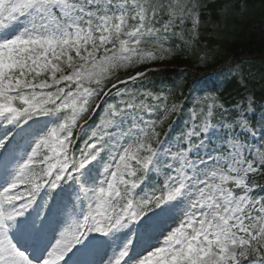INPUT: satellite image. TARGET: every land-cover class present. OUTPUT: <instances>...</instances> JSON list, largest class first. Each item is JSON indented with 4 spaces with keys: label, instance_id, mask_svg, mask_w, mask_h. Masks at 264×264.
<instances>
[{
    "label": "snow or ice",
    "instance_id": "obj_1",
    "mask_svg": "<svg viewBox=\"0 0 264 264\" xmlns=\"http://www.w3.org/2000/svg\"><path fill=\"white\" fill-rule=\"evenodd\" d=\"M198 9L0 0V169L14 170L0 184V264H82L89 233L121 230L101 264H264V115L253 123L252 97L197 96L187 130L172 141L170 125L161 140L183 105L149 88L148 71H127L171 54L173 38L191 44ZM69 181L71 223L33 258L23 234L41 238L44 221L25 214Z\"/></svg>",
    "mask_w": 264,
    "mask_h": 264
},
{
    "label": "trees",
    "instance_id": "obj_2",
    "mask_svg": "<svg viewBox=\"0 0 264 264\" xmlns=\"http://www.w3.org/2000/svg\"><path fill=\"white\" fill-rule=\"evenodd\" d=\"M198 3L200 23L191 44L173 38L169 45L173 51L164 59L127 70L148 71L149 88L167 95L169 106L183 105V111L169 115L158 127L160 139L170 125L169 139L185 132L188 109L197 96L217 95L226 106L252 97L257 112L264 108V0ZM257 5L262 8H256ZM251 8L256 11L249 13ZM186 27L191 28L190 21ZM118 75L124 78L125 72L121 70ZM199 86H204L205 91L197 92ZM252 121H258L256 116ZM255 179L264 184V176Z\"/></svg>",
    "mask_w": 264,
    "mask_h": 264
},
{
    "label": "rangeland",
    "instance_id": "obj_3",
    "mask_svg": "<svg viewBox=\"0 0 264 264\" xmlns=\"http://www.w3.org/2000/svg\"><path fill=\"white\" fill-rule=\"evenodd\" d=\"M256 8H262L259 5L255 6ZM256 9L251 8L248 10L249 13L255 12ZM244 106L247 107V98L244 101ZM253 111L250 113L252 116L254 114V108L252 105ZM264 115V110L259 112L258 120H260L261 116ZM175 150V149H174ZM195 158V157H192ZM0 184H3L5 180L11 178L14 174V170L11 166L7 169H0ZM71 192H68L67 197H65L64 202L59 201H51L49 198L48 203L49 207L45 208H36L33 204L31 209H28L26 212V218L28 222L31 220L35 221L38 225L40 221H44L43 224V233L41 238H37L30 233L23 234L25 238L29 239V241H40L41 242V250L37 251V249H32L30 251L31 255H34L35 258L40 256L43 249L48 246L55 244L56 240L59 239V233L67 227L71 221L67 215H65L61 209H65L66 205H69L73 201V197L70 195ZM56 202V203H55ZM126 230H121L120 233H116L110 238H105L98 233H89L87 237H85L86 246L81 249L80 253H78V258L82 264H98L100 263L114 247H118L123 238V232ZM21 233L14 234V238H21Z\"/></svg>",
    "mask_w": 264,
    "mask_h": 264
}]
</instances>
